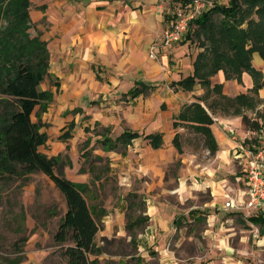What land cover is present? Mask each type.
<instances>
[{"label": "crops", "instance_id": "crops-1", "mask_svg": "<svg viewBox=\"0 0 264 264\" xmlns=\"http://www.w3.org/2000/svg\"><path fill=\"white\" fill-rule=\"evenodd\" d=\"M179 1L32 0L37 6L31 11L32 19L46 21L39 34L49 50L50 77L40 87L53 94L40 114L44 122L40 130L48 137L39 148L48 155L66 152L70 164L63 170L75 181H88L100 165L99 161L87 163L80 171L84 149L90 156L102 155L108 161V173L118 176L119 190L142 193L143 213L149 220L137 234L135 258L128 264H179L169 246L182 226L175 219L184 224L191 213L197 221L205 214L201 209H208L215 221L217 214L232 210L224 207L226 199L243 201L247 187L246 182L241 187L236 168L237 162L242 164L239 145L249 146L264 137V86L256 94L251 92V73L242 71L239 78H227L219 69L210 77L212 84H221L226 95L244 92L259 99L254 108L241 105L238 111L218 107L211 111L206 88L197 77L190 85L182 81L193 72L202 47L187 36L171 47L163 44V31ZM252 64L264 77V58L257 51L252 54ZM194 102L211 116L209 125L217 142L214 152L205 143L201 154L189 151L179 140L184 125L201 135L192 127L193 121L178 117ZM244 114L257 120L259 128L247 125ZM32 119H37L35 113ZM125 131L137 134L119 139ZM154 134L161 137L159 145L153 144ZM106 137L114 139L116 146L103 145L100 140ZM231 176L237 179L234 187ZM230 189H237L236 196ZM200 191L209 192L210 199L197 201ZM126 198L105 203L97 245L100 236L130 238L125 229ZM184 203L189 208L181 206ZM258 211L264 214V210ZM164 239L165 245L160 242ZM94 256L99 260L96 264H109L112 259L126 263L121 254L104 250Z\"/></svg>", "mask_w": 264, "mask_h": 264}, {"label": "trees", "instance_id": "trees-1", "mask_svg": "<svg viewBox=\"0 0 264 264\" xmlns=\"http://www.w3.org/2000/svg\"><path fill=\"white\" fill-rule=\"evenodd\" d=\"M29 2L16 0L11 22L6 27L10 36L23 31L28 19ZM193 25V31L189 27L186 36L189 37L191 30L197 36V46L202 49L194 60L193 72L182 81L187 80L190 85L197 77L206 88L208 108L211 111H215L217 107L225 112L238 111L241 105L254 108L259 101L256 96L244 92L234 96L226 95L221 91V84H212L210 77L219 69L224 71L227 78H239L242 71H248L254 78L251 92L256 94L264 86L261 71L252 64L254 51L264 58V0L216 1L191 20L190 26ZM23 35L20 33L17 44L0 49V186L20 188L28 183L32 174H46L65 200V209L60 213L52 232V239L61 248L65 264H96L99 261L97 256L91 255L102 251L95 238L97 231L103 226L102 217L106 209L94 201L95 184L96 181L101 184L102 179L112 177L108 173L109 165H100L96 171L91 172L88 181H75L63 170L64 165L70 164L66 152L48 155L39 148L48 137L45 131L40 130L44 124L40 114L53 96L50 89L40 87L41 81L50 76L49 50L45 40L34 37L27 42ZM212 94L214 97L211 98ZM33 113L37 116L36 120L32 119ZM178 117L193 121L192 127L202 135L209 150H216L217 142L209 125L211 116L202 106L197 102L187 104ZM243 118L247 125L259 128L257 120L250 119L246 114ZM197 122L200 124L197 125ZM174 124L177 125L178 122L174 121ZM136 134L137 132L125 131L119 139H128ZM151 138L154 145L161 143L159 134H154ZM100 141L109 148L116 146V141L111 137ZM249 146L257 148L264 145L259 141ZM88 153L86 149L81 153L85 158L80 171L85 170L84 163L93 165L97 161H107L102 155L90 156ZM103 173L106 176L103 177ZM126 197L129 207L133 208L130 212L126 211L125 229L130 235L129 243L135 247L137 234L143 230L149 216L143 213L145 200L139 191H128ZM134 209L139 210L138 213ZM248 219L258 224L261 232L264 214L257 211L248 216ZM177 221L178 218L175 219L177 225L181 224ZM25 240L22 236L19 242H14L17 245L14 252H19ZM22 260V254L17 253L0 259V264H22Z\"/></svg>", "mask_w": 264, "mask_h": 264}, {"label": "rangeland", "instance_id": "rangeland-1", "mask_svg": "<svg viewBox=\"0 0 264 264\" xmlns=\"http://www.w3.org/2000/svg\"><path fill=\"white\" fill-rule=\"evenodd\" d=\"M29 1L28 19L20 33L24 34L23 37L27 42L34 37L44 40L39 33L40 27L46 21L44 18L32 19L31 11L36 5L32 0ZM216 1L226 2L227 0ZM15 2L16 0H0V49H7L19 42L20 33L10 36L7 34L9 31L6 30L12 19L11 13ZM190 28L193 31L194 25ZM191 30L189 37L197 45V36ZM47 77L50 76L45 78ZM184 126L180 131V142L185 146V149L201 154L204 146L203 138L187 125ZM239 160L243 164V159ZM84 164L87 165V163ZM99 164L104 166L108 164V161L104 160ZM242 164L238 165L237 162L236 168L241 180L240 185L244 187L246 174L243 169V171L241 170L244 165ZM174 172L176 171L174 170ZM102 175L104 177L106 173ZM109 176L112 177L102 179L101 184L96 181L95 184L96 198L94 201L102 204L105 209V203L107 205L115 202L118 198H125L127 193L119 190L117 174L109 173ZM230 179L232 181L229 180V182L234 187L233 182L236 184L237 179L232 176ZM230 190H233L232 194L236 196L237 189ZM207 199H210L209 192L200 191L197 193V201L203 202ZM189 202L192 204L193 199H189ZM181 206L189 208L187 203L181 204ZM132 208L127 205L126 211L130 212ZM63 209H65L63 195L49 177L42 172L32 174L28 183L20 188L0 186V259L12 257L18 253L23 256L22 264H65V257L60 253L61 248L52 239V232L56 228ZM240 209L247 210L245 207ZM138 211L134 209L135 213ZM202 211L205 213L204 216L200 215L203 219L194 221L192 219L195 216L190 213L184 224L181 222L182 226H178L180 231L176 232L169 241V246L179 264H264V225L260 232L258 224H254L248 219V214L251 213L246 214L243 211L227 209L226 212L217 214L214 221L208 216L212 210L204 209ZM22 236L26 240L21 244L19 252H14L17 249L14 242L16 240L19 242V238ZM128 240L125 236H100L98 243L109 254H121L128 264L135 258L134 253L137 251L136 246L134 247ZM165 241V239L160 240L163 245H165ZM109 264L119 263L112 259Z\"/></svg>", "mask_w": 264, "mask_h": 264}, {"label": "built area", "instance_id": "built-area-1", "mask_svg": "<svg viewBox=\"0 0 264 264\" xmlns=\"http://www.w3.org/2000/svg\"><path fill=\"white\" fill-rule=\"evenodd\" d=\"M215 0H180L170 13L168 24L162 34L164 45L171 47L186 36L191 20L204 10L213 6ZM264 145V137L261 139ZM253 146V145H252ZM239 145L240 157L243 159V170L246 174V197L243 201L228 198L225 208L247 210H264V146L253 148Z\"/></svg>", "mask_w": 264, "mask_h": 264}]
</instances>
